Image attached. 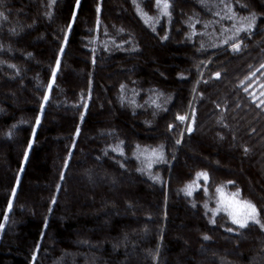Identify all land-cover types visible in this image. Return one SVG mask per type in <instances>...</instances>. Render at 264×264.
<instances>
[{"label": "trees", "instance_id": "trees-1", "mask_svg": "<svg viewBox=\"0 0 264 264\" xmlns=\"http://www.w3.org/2000/svg\"><path fill=\"white\" fill-rule=\"evenodd\" d=\"M167 3L0 0V264H264V0Z\"/></svg>", "mask_w": 264, "mask_h": 264}, {"label": "snow or ice", "instance_id": "snow-or-ice-1", "mask_svg": "<svg viewBox=\"0 0 264 264\" xmlns=\"http://www.w3.org/2000/svg\"><path fill=\"white\" fill-rule=\"evenodd\" d=\"M157 4H162V11L167 14V9L169 7L167 0H157ZM247 90V89H245ZM47 99V97H45ZM261 103H264L262 101ZM180 120H184L185 117H178ZM39 123V120H37ZM153 154H155V150H153ZM198 177H203L207 180L206 173L198 174ZM186 194L191 195V186H188L186 189ZM218 192H221V189H217ZM240 193H233L230 198L224 197L223 195L220 198L218 210L223 209L227 212V214L232 218V223L238 225L240 228H244L247 226L248 222L256 221L258 217L257 208L249 201H242L239 199ZM204 239H208V237H204Z\"/></svg>", "mask_w": 264, "mask_h": 264}]
</instances>
